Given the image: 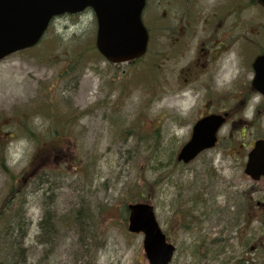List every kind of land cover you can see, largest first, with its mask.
<instances>
[{"label":"rangeland","instance_id":"obj_1","mask_svg":"<svg viewBox=\"0 0 264 264\" xmlns=\"http://www.w3.org/2000/svg\"><path fill=\"white\" fill-rule=\"evenodd\" d=\"M95 32L89 12L60 15L38 44L0 61V264H149L143 235L127 230L138 201L175 246L169 264H264V189L243 172L264 97L222 85L237 57L217 80L201 75L197 95L178 73L186 57L152 48L108 64ZM222 111L216 145L177 162L193 122Z\"/></svg>","mask_w":264,"mask_h":264},{"label":"water","instance_id":"obj_2","mask_svg":"<svg viewBox=\"0 0 264 264\" xmlns=\"http://www.w3.org/2000/svg\"><path fill=\"white\" fill-rule=\"evenodd\" d=\"M264 5V0H259ZM143 0H0V58L33 45L41 37L50 19L65 12L75 13L90 6L97 16L95 45L111 62H122L140 56L146 45V33L141 25ZM260 59V60H259ZM256 60L254 83L264 94V56ZM224 121L211 114L198 119L187 142L180 148L177 160L185 163L199 152L213 147L216 131ZM244 172L257 180L264 176V141H255L247 154ZM129 232H143L142 246L149 264H168L174 245L166 241L156 220L153 207L144 202L128 204Z\"/></svg>","mask_w":264,"mask_h":264},{"label":"flooded vegetation","instance_id":"obj_3","mask_svg":"<svg viewBox=\"0 0 264 264\" xmlns=\"http://www.w3.org/2000/svg\"><path fill=\"white\" fill-rule=\"evenodd\" d=\"M250 6L255 9L249 12ZM87 11L94 15L91 8ZM141 20L148 34L145 54L154 48L166 59L186 57L178 73H184V80L194 84L197 95L198 82L203 81L200 76L210 72L217 80L223 60L231 55L237 57L239 71L222 85L254 90L252 62L264 53V36L260 34L264 6L257 0H144ZM217 84L210 81L204 87L218 89ZM230 115L228 112V118ZM262 133L257 139L264 140V130ZM30 175L31 172L25 177ZM259 182L264 189V176Z\"/></svg>","mask_w":264,"mask_h":264},{"label":"trees","instance_id":"obj_4","mask_svg":"<svg viewBox=\"0 0 264 264\" xmlns=\"http://www.w3.org/2000/svg\"><path fill=\"white\" fill-rule=\"evenodd\" d=\"M19 187H20V183H19ZM19 189V188H18ZM14 198H10V201H9V204H8V206H7V210H12V207H13V204H14ZM7 203H8V201H7ZM7 205V204H6ZM5 206V205H4ZM5 209H4V207H3V209H1L0 210V214L4 211ZM19 216H20V214H19V210H18V212L16 211V212H13L12 214H11V220L13 219V222H12V224H14V226L12 225L11 226V223H10V221H9V225H8V228H10L12 231H13V229H14V227L15 226H17V228L19 229L20 228V220H19ZM0 224L1 223H3V220L4 221H6L5 220V218L4 217H0ZM236 264H238V263H236Z\"/></svg>","mask_w":264,"mask_h":264}]
</instances>
